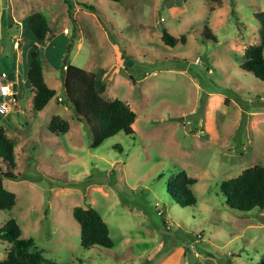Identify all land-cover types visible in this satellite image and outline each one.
<instances>
[{"label": "rangeland", "instance_id": "rangeland-1", "mask_svg": "<svg viewBox=\"0 0 264 264\" xmlns=\"http://www.w3.org/2000/svg\"><path fill=\"white\" fill-rule=\"evenodd\" d=\"M21 1V16L43 10L52 31L41 44L9 23L0 0V83L2 72L18 71V100L0 125L14 142L19 176L4 179L17 203L0 211V228L15 219L22 237L57 264H262L264 209H231L220 184L264 166V82L242 68L247 48L261 42L264 0H72L73 18L63 0ZM206 25L216 39L203 34ZM164 30L185 43L165 44ZM34 47L57 91L43 111L28 90ZM69 65L105 70L102 96L135 111L133 135L94 146V122L58 100ZM55 115L69 132L49 131ZM180 172L197 180L195 206L175 204L167 190ZM75 207L100 213L113 248H83ZM10 246L0 240V259Z\"/></svg>", "mask_w": 264, "mask_h": 264}, {"label": "trees", "instance_id": "trees-1", "mask_svg": "<svg viewBox=\"0 0 264 264\" xmlns=\"http://www.w3.org/2000/svg\"><path fill=\"white\" fill-rule=\"evenodd\" d=\"M120 2L122 0H109ZM68 6L69 16L73 18L74 5L72 0H64ZM79 6L95 11L93 5L80 3ZM256 19L260 23V44L251 45L245 53V62L242 68L253 73L264 82V12L256 13ZM24 26L31 31L38 42L44 43L51 33L49 22L44 14L33 13L26 17ZM207 38H214L211 28L207 25L203 33ZM186 36L175 37L164 30L162 39L169 46H176L179 42L185 43ZM125 58V52H121ZM69 80L65 85V101L80 121H93L94 146L123 132L133 135V124L137 115L128 103L121 99L107 101L102 94L106 89L103 82L105 70L88 72L87 70L68 66ZM29 84L35 91L33 108L42 111L56 96L57 92L50 88L44 78L43 66L40 61V50L34 47L30 53V63L27 72ZM48 129L54 134H65L70 130L69 121L59 115L51 118ZM0 159L8 164L7 172H0V211L11 210L17 203L16 195L4 185V179L17 180L14 173L16 168L15 145L0 125ZM197 183L186 172H180L169 181L167 190L175 204L181 207L195 206L197 197L193 186ZM221 194L226 199V204L233 210L251 212L258 208L264 209V166L256 165L245 169L239 176L225 180L220 184ZM73 217L81 228V244L88 250L93 247L113 248L114 241L110 235L108 224L100 213L94 208L75 207ZM23 231L15 219L8 220L0 228V240L10 243L7 257L0 259V264H57L45 258L42 252L36 250V241L33 238H23ZM264 264V260L262 262Z\"/></svg>", "mask_w": 264, "mask_h": 264}, {"label": "crops", "instance_id": "crops-1", "mask_svg": "<svg viewBox=\"0 0 264 264\" xmlns=\"http://www.w3.org/2000/svg\"><path fill=\"white\" fill-rule=\"evenodd\" d=\"M22 2L23 1H21V0H17V2L15 1V0H6V6L7 7H9V9H10V21H9V23L12 25V23H14L17 27H19V28H23V30H24V28H26L25 26H24V20L26 19V17H28L29 15H31V14H33V13H36V12H40V13H42V14H44V11L43 10H38V11H35V10H31L32 11V13H30V14H24V15H20V12L23 10L22 8L24 7V5L22 4ZM63 2H64V0H63ZM65 3V2H64ZM66 4V3H65ZM66 6H67V4H66ZM74 9H76L75 7H74ZM67 10H68V7H67ZM27 11V10H26ZM76 12H77V10H74V14L76 15ZM45 15V14H44ZM45 17H46V15H45ZM47 18V17H46ZM48 20V19H47ZM1 24L2 25H6L7 24V22L5 21V20H3L2 22H1ZM51 28V27H50ZM51 31H52V28H51ZM49 35L50 34H48V36H47V38L49 37ZM47 38H46V40H47ZM13 40H14V38H12ZM18 41V39H15L13 42L15 43V42H17ZM18 43H19V41H18ZM20 44V43H19ZM19 44H18V47L20 48V46H19ZM15 47V46H14ZM18 47H15V48H18ZM17 70L15 71V72H11V73H14L15 74V77H16V79H15V81H18V76H17ZM43 72H44V69H43ZM89 72V71H88ZM3 73V72H2ZM7 73V72H6ZM9 75V74H8ZM44 78H45V81H46V77H45V75H44ZM47 83V82H46ZM17 84V83H16ZM48 84V83H47ZM17 86H18V84H17ZM50 88H52L51 86H49ZM52 89H54V88H52ZM28 90H29V92L31 93V98H32V100L34 99V96H35V91L33 90V88H32V86L31 85H29V88H28ZM55 90V89H54ZM56 91V90H55ZM57 92V91H56ZM17 95V94H16ZM62 98H65L64 96L62 97ZM17 100H18V95H17ZM49 104V103H48ZM47 107V106H46ZM45 107V108H46ZM44 108V109H45ZM43 109V110H44ZM42 110V111H43Z\"/></svg>", "mask_w": 264, "mask_h": 264}, {"label": "built area", "instance_id": "built-area-1", "mask_svg": "<svg viewBox=\"0 0 264 264\" xmlns=\"http://www.w3.org/2000/svg\"><path fill=\"white\" fill-rule=\"evenodd\" d=\"M2 81L0 83V113H8L11 111V105L15 102L13 84L9 80L6 72L1 73ZM10 98V100H8ZM61 101L62 99L59 98Z\"/></svg>", "mask_w": 264, "mask_h": 264}, {"label": "water", "instance_id": "water-1", "mask_svg": "<svg viewBox=\"0 0 264 264\" xmlns=\"http://www.w3.org/2000/svg\"><path fill=\"white\" fill-rule=\"evenodd\" d=\"M15 79H16L15 74L14 73H10L9 74V80L10 81H15ZM13 90H14V92H16V90H17V84L16 83L13 84ZM14 97H15V99H17L16 93L14 94Z\"/></svg>", "mask_w": 264, "mask_h": 264}, {"label": "clouds", "instance_id": "clouds-1", "mask_svg": "<svg viewBox=\"0 0 264 264\" xmlns=\"http://www.w3.org/2000/svg\"><path fill=\"white\" fill-rule=\"evenodd\" d=\"M17 44H19L18 42H17ZM66 67V69H67V66H65ZM13 81H11V83H12ZM13 84V83H12ZM14 94H15V92H14ZM15 98V97H14ZM59 98H61L62 100L61 101H63V98L62 97H59ZM59 98H58V100H59ZM16 100V99H15Z\"/></svg>", "mask_w": 264, "mask_h": 264}]
</instances>
